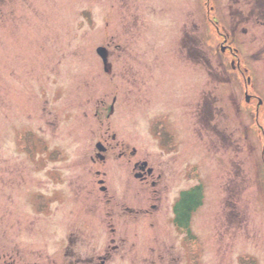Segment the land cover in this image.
<instances>
[{"label":"rangeland","instance_id":"rangeland-1","mask_svg":"<svg viewBox=\"0 0 264 264\" xmlns=\"http://www.w3.org/2000/svg\"><path fill=\"white\" fill-rule=\"evenodd\" d=\"M189 71L195 79L207 72L202 90L205 81L189 86ZM224 74L227 80L213 79ZM113 96L118 127L130 126L120 139L132 142L141 161L157 165L156 137L165 129L162 142L174 145L176 135V156L194 163L173 191L162 184V218L115 209L111 234L105 230L115 257L128 259L131 244L140 257L131 264H264V0H0V254L11 244L16 257L18 244L39 238L33 209L51 211L61 230L89 222L97 229V216L87 213L96 203L82 193L96 185L86 171L101 169L87 161L93 144L114 130L107 115ZM236 101L247 115L234 109ZM192 137L222 151L202 152ZM37 161L52 171L49 179L35 172ZM107 169L119 170L115 163ZM121 175L115 203L141 205L138 183L127 170ZM199 184L203 204L189 236L165 202ZM29 186L47 196L28 193ZM76 193L79 201L65 199ZM130 196L140 198L132 204ZM147 206L137 209L144 214Z\"/></svg>","mask_w":264,"mask_h":264},{"label":"flooded vegetation","instance_id":"flooded-vegetation-1","mask_svg":"<svg viewBox=\"0 0 264 264\" xmlns=\"http://www.w3.org/2000/svg\"><path fill=\"white\" fill-rule=\"evenodd\" d=\"M208 12L209 10H207V14ZM185 38L189 42V38L187 37ZM252 46H250V49L252 48ZM219 49L221 52L224 53L223 49L221 48ZM223 65L225 68L224 73L227 74V69H226L227 66L225 63H223ZM233 65H234L233 63H229L230 70L231 68H233ZM184 67L189 68L187 66ZM189 72L192 73L191 82H190V84L192 85L189 86L190 87L201 86L205 81V84L201 88L202 90L207 84L206 78L203 73H207V72L206 71L200 72V76H198V79H195L197 78L195 71L193 72L189 71ZM226 74H224L223 76L224 78L223 77L218 78L217 76H214L213 79L215 81L217 80L224 81L223 79L227 80ZM114 76L115 73L111 74L112 80L115 79L112 78ZM200 82L201 84H199ZM145 84L146 83L144 81H141L139 85H135L138 94L142 95L141 89L144 87ZM189 86H181V88H184V90L185 89L188 90L190 88ZM127 87L130 88L129 86ZM225 89H226V85H224V90ZM201 90L199 91L200 93H198V87L196 89V92L198 93L199 96L201 94H204V92ZM112 92L116 94L115 91ZM130 95H132V91H128L126 97ZM115 97L113 96L111 100V106L109 107L110 110L108 111L107 114L108 119L110 118L113 119L112 125L114 127V130L113 132H111V136L108 139H102V141H98L96 142V144L94 143L93 144L94 156L90 155L87 157V161H89V165H93L95 169L101 166V169H103V171L101 169L95 170L94 172L86 171L87 172L86 175L88 174L89 177L92 174L95 176L94 181L96 180L95 181L96 185H93L92 188L95 189L96 187H98L97 192H95L92 189L91 193L90 192L82 193L85 196V199H88L89 201L96 203L94 206L88 207L87 213L93 216H97V223L95 224L97 229L96 230L92 229V223L89 222L88 224L83 223L82 225H75L69 227L66 231L61 230L53 224L55 216L51 211L44 208L40 210L37 209L32 210L30 208L32 210V213L34 212L36 215L34 224L35 227H37V230L35 231L38 233L39 238L34 237V242L30 246H26V244H18V248L23 249V251L20 252L16 251L17 253L16 257L13 255V247H11V244H5V249L6 250L8 249L10 252L6 250L1 252L0 264H19L20 258L25 257L27 252H29V255L27 256V260H26L28 262H25L23 264H113V263L115 264L116 262H118L119 264H131L132 262L134 263L132 258H136V259L140 258L135 254V249L131 248V244L130 246H128V250H129L127 253L129 257L128 259H124V257H120V256H118L117 258L115 257V250H113L115 246L111 245V238L108 239L105 233V230H108V232L111 234V216L114 215V211L117 208L118 211H120V213L131 216L132 218H137L138 216H142L149 220H150L149 217H153V216L162 218L161 212H159V207L161 206L160 203L164 197L162 196L161 193L163 188L162 184H164L165 186L164 189L166 188L168 189L171 187L173 191L178 185L183 184L180 180L181 174H186V177H189V175L191 174L190 173L191 166H194V163L190 165H185L180 160V158L176 156V153H182L181 141L176 137V135L174 136V139L172 138V136L174 135L172 131L169 130L170 133L167 135V137L168 140L170 139L175 140L176 144L172 145L170 144L169 141L167 144L162 142L160 137L165 136L166 134L165 129L160 131L161 134L158 136V138L156 137L155 145L159 149V151H161L159 154L160 157L157 158V165L156 166L149 165L147 160L145 159L141 161L138 157L139 155L136 154V148H133L131 146L132 142L127 141L124 138L120 139V136H129L128 131L130 126H128V124H125V128L120 129L118 127L119 123L117 122L115 117L116 111L118 110L115 107V99L117 98ZM239 97L243 98V93L241 91ZM142 99H141V103H144L145 99L144 101H142ZM247 102H249V100ZM235 105L236 107L234 109L237 112H242L243 114L246 113V115L248 114L247 111L245 112L244 110L241 111L239 109L238 101H236ZM159 116L160 115H157L155 119L158 118ZM241 126L243 127L242 124ZM146 129L148 130V128ZM192 134L193 133L191 132V136ZM192 138H193L192 142L194 144L197 143L199 146H196V144L195 146L199 148L202 152L206 151L207 154H210L212 150H214L215 153L222 151V147H217L216 145L214 146L211 144L207 145V149L206 147L201 148L200 145L202 144V142L201 141L197 142L195 137ZM141 147L145 148L144 146ZM138 151L140 150L138 149ZM166 155L167 156L170 155L167 158V160H166ZM184 156L187 158V155ZM216 157H214L212 161L213 163L216 161L215 159ZM44 162L41 163L37 161L36 164H38L39 166H33V168L35 169V172L40 171V173L42 174L44 172L42 177H46L49 179L50 176L52 175V171L44 166ZM109 163H115L118 166L119 168L118 173L116 172V174L114 173L112 174L107 169V165ZM175 163H178V166L176 168V171H172V166ZM121 170H127L128 177H130L131 179H133L138 183L139 185L138 190H140V192L143 195V203L141 205L139 206L131 205V204L117 205L115 203V196L117 194L116 192L120 190L121 187L123 186L121 185L119 187L120 182L121 181L123 182ZM91 182L92 180L90 179V185L92 184ZM86 184L87 186H89L88 182ZM42 189H44V186H42ZM40 190H41L40 187L35 188L33 186H29V188L27 189L28 193H30V191L39 192V198H44L45 196H47L46 191L42 193ZM110 190L114 192V195H111ZM51 193L52 192H50V195ZM78 194L79 193H76V197L72 195H67L65 196V199H70L71 197H73L76 198V201H79L77 199ZM168 197H171V199H168ZM168 197L166 199L165 206L167 207L168 211L171 210V215L173 216V222H175L176 225L177 224L185 225L186 220L184 215L182 214L185 213L186 211H182L180 213L178 211L179 208L178 201L182 197V194H180V192L173 194L172 192V194H170ZM138 198L140 197L130 196L129 200L132 204H135ZM146 204L148 206L143 210L144 214H141V211L137 208L143 207ZM57 211H55V213ZM75 212L82 215V213L77 212V210ZM151 224L153 223L151 222ZM123 227L126 230H128L131 227V223L128 224L123 223ZM101 232L103 233L102 235ZM38 244H42L43 246H40ZM1 246L3 245L0 244V247ZM7 254H11L15 258L9 259L7 258ZM141 259H145V258H141ZM114 260L115 262H113Z\"/></svg>","mask_w":264,"mask_h":264},{"label":"trees","instance_id":"trees-1","mask_svg":"<svg viewBox=\"0 0 264 264\" xmlns=\"http://www.w3.org/2000/svg\"><path fill=\"white\" fill-rule=\"evenodd\" d=\"M183 195H185L184 198L186 200L185 201L183 200L182 203H186L187 205L192 206L189 209H185L184 211L186 212L182 214L185 217V220H186L185 222H187L189 215H190V213L188 214V212H191L192 210L197 209L201 205V199H202L201 188L198 187V188L192 189L191 191L184 193Z\"/></svg>","mask_w":264,"mask_h":264},{"label":"water","instance_id":"water-1","mask_svg":"<svg viewBox=\"0 0 264 264\" xmlns=\"http://www.w3.org/2000/svg\"><path fill=\"white\" fill-rule=\"evenodd\" d=\"M100 54L102 55V53L100 52Z\"/></svg>","mask_w":264,"mask_h":264}]
</instances>
